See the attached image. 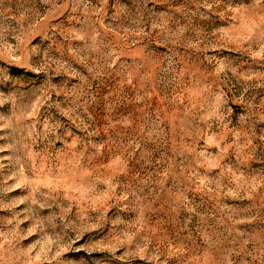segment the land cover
<instances>
[{
    "label": "rangeland",
    "instance_id": "1",
    "mask_svg": "<svg viewBox=\"0 0 264 264\" xmlns=\"http://www.w3.org/2000/svg\"><path fill=\"white\" fill-rule=\"evenodd\" d=\"M0 264H264V0H0Z\"/></svg>",
    "mask_w": 264,
    "mask_h": 264
}]
</instances>
